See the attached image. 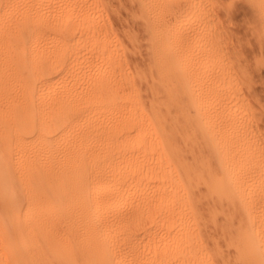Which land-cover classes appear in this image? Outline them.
I'll return each instance as SVG.
<instances>
[{"label":"clouds","instance_id":"9594fccd","mask_svg":"<svg viewBox=\"0 0 264 264\" xmlns=\"http://www.w3.org/2000/svg\"><path fill=\"white\" fill-rule=\"evenodd\" d=\"M4 0H0V5ZM131 16L140 27L135 44L141 49L146 73L165 94L168 107L184 131V143L175 144L157 133L153 116L143 110L138 116L102 118L104 105L115 102L131 82L121 60L120 40L104 23L99 2L81 0H38L22 17L46 30L59 33H90L102 37L109 50L106 61L90 56L77 59L71 77L43 101L44 107L17 121L0 111V264H264V142L250 134L252 117L243 101L250 79L242 52L228 51L221 35L219 13L226 9L249 41L260 46L257 69L264 68V0H131ZM79 5V7H77ZM77 44L82 46L83 42ZM69 46V53L73 50ZM42 74L51 65V52L42 47L31 61L20 57L21 71ZM120 68L117 74L115 69ZM27 99V97H25ZM78 114L74 130L56 138L58 125L51 113ZM141 128L159 153L161 164L171 176V196L154 204V194L143 190L130 194L120 220L101 237L83 230L62 234L47 226L49 211L42 192L45 164L58 152L64 161L63 175L83 183L99 157L85 145L91 133L111 139L121 135L128 120ZM39 121L37 127L35 122ZM239 141L255 166L259 193L252 186L242 196L236 211L215 224L217 238L212 247L201 239L204 222L193 208L196 189L208 183L207 173L194 169L187 157L198 146L215 147L221 173L212 186L238 172L235 142ZM172 145L171 153L165 145ZM139 171V168L136 169ZM135 174V173H133ZM125 179L128 177L125 176ZM162 213L179 215L181 228L175 236L161 232L146 241L134 240L132 221L157 222ZM142 230V229H141ZM170 231V228H169Z\"/></svg>","mask_w":264,"mask_h":264},{"label":"bare ground","instance_id":"6f19581e","mask_svg":"<svg viewBox=\"0 0 264 264\" xmlns=\"http://www.w3.org/2000/svg\"><path fill=\"white\" fill-rule=\"evenodd\" d=\"M37 2L38 0H4L0 5V111L16 117L17 121L26 114L44 107L42 102L71 78L69 69L77 57L84 59L90 56L93 61L97 58L106 61L109 56V50L105 48L102 37L93 39L90 33L62 34L56 30H46L32 19L25 20L21 13L26 9L35 8ZM81 2L93 3L94 0ZM95 2H99L101 15L110 33L120 40L121 60L131 77L130 84L122 90L120 97L102 107V118L115 121L133 115L138 116L141 111L148 110L162 140L167 141L171 134L175 138V144H183L184 131L170 111L165 94L146 73L145 67L142 71L134 64L132 56L138 53L135 35L131 31L119 32L112 24L110 16L117 17L112 0ZM115 17L113 20L117 25L118 17ZM130 21L134 22L133 19ZM78 41L83 42L82 46L77 44ZM70 45L74 46L71 54L68 51ZM42 47H47L51 52V65L46 71L42 74L33 72L31 63L27 71H21V55L31 61L33 55ZM137 60L140 61L138 58ZM115 71L118 74L120 68H116ZM252 84L248 79L242 98L252 117L250 134L257 144H260L263 141L256 131L258 122L255 123L252 114L256 109L252 110L250 103L248 104L245 99V94L249 92ZM51 120L59 126L56 133V138H59L78 127L81 117L78 114L63 115L53 112ZM35 124L38 127L39 121ZM140 134V126L131 119L122 129V134L111 139L96 133L89 134L85 139V145L90 151L99 153V157L90 167L87 179L83 183L63 175L64 161L58 152H54L52 158L45 164L42 175L43 197L49 209L47 226L62 234L89 230L102 237L120 220L123 205L131 193L141 190L152 193L154 204H159L162 197L165 200L169 198L171 176L163 168L159 153L153 150L148 139L141 140ZM165 147L171 153L173 146L166 143ZM233 150L236 152L238 172L234 175L229 174L224 182L215 186H212V181L222 171L215 155V147L211 144L198 146L187 157V162L194 169L207 173L208 183L201 184L196 189L194 197L190 191L189 197L193 201L198 220L204 222L201 239L208 247H212L217 238L214 225L222 224L227 215L236 211L242 196L248 190L245 185L252 186L254 196H258L259 193L258 182L254 183L259 169L247 157L239 141L235 142ZM137 168L139 171H136ZM125 176L128 178L125 179ZM262 204L264 200L257 199V208ZM180 228L179 215L167 216L166 213L158 216L155 224L147 220L129 223V229L135 232L134 240L137 241L142 238L146 241L150 234L159 236L165 231L170 237L175 236Z\"/></svg>","mask_w":264,"mask_h":264},{"label":"rangeland","instance_id":"374dc122","mask_svg":"<svg viewBox=\"0 0 264 264\" xmlns=\"http://www.w3.org/2000/svg\"><path fill=\"white\" fill-rule=\"evenodd\" d=\"M112 3H113V7H114L113 10H114V12L117 11L115 14L118 17L117 18L115 16H110V18H111L110 20H111L112 24L115 25V27L117 29H119L118 30L119 32L121 30H123L124 33H127V32L130 33V31H131V33L135 35V32L137 30H139V27L138 26L135 27L134 25H139V23L138 22L135 23V21L132 23V21H130L131 19H133L131 14L129 15V13H128L130 10L132 11V9H133V4L131 3V0H112ZM130 16H131V18H130ZM113 17L117 18L118 21H116V23L118 22L119 24L118 23H117V25L115 24ZM120 17H121V19H123L122 20L123 22L121 21ZM120 21L122 22V24ZM218 22H219L220 28L222 30L221 35L223 37V40L226 44H228V51L232 52L235 48L238 49L240 52H242L243 57H244V59H242L240 61V63L246 64L248 66V71H249L250 76H251L250 81L253 83L252 84L253 87L251 85V89H248L249 92L247 91L245 94L246 96L249 97V99L246 96H245V99H247L246 101L248 104L250 103L252 110L256 109L254 112H252V114L254 115L253 119L255 120V123L258 122L256 124L257 125L256 131H258L257 134L259 136H261V140L264 142V125H263L264 120H262V118L264 119V68L257 69L256 64H255V58L260 55V47L255 42V40L250 41V43L253 47L248 46L249 41H247L246 38L242 35L241 30L238 27L233 26L235 24V21L231 18V16L227 12V10L223 9V6H222V10L219 13ZM130 25H131V27H130ZM117 26H119L120 28ZM123 26H125V27H123ZM129 27H130V29L131 28L132 29L130 30ZM124 28L126 30H124ZM242 47H245V48H242ZM136 52H138V53H136L134 56H132L134 64L140 70L144 71V69L146 68V65L144 63L145 59H144L143 53H142L141 49H139V48ZM137 58L140 59V61H138ZM140 64L142 65L143 68L141 67ZM257 105H258V107H257ZM257 108H258V110H257ZM259 108L261 110H259ZM255 116H256L257 120L255 119Z\"/></svg>","mask_w":264,"mask_h":264}]
</instances>
